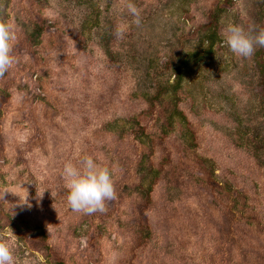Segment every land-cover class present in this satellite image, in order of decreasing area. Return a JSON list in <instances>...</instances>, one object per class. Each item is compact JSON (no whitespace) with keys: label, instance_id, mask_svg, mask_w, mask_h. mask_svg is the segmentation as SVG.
<instances>
[{"label":"rangeland","instance_id":"374dc122","mask_svg":"<svg viewBox=\"0 0 264 264\" xmlns=\"http://www.w3.org/2000/svg\"><path fill=\"white\" fill-rule=\"evenodd\" d=\"M132 2L139 26L129 0H0V241L16 264H264V47L222 38L264 0ZM84 155L113 173L103 213L67 203Z\"/></svg>","mask_w":264,"mask_h":264},{"label":"clouds","instance_id":"9594fccd","mask_svg":"<svg viewBox=\"0 0 264 264\" xmlns=\"http://www.w3.org/2000/svg\"><path fill=\"white\" fill-rule=\"evenodd\" d=\"M127 11L137 26L141 23L140 10L129 0ZM125 28L118 25L117 39H122ZM222 38L229 50L241 58L254 54L256 46L264 47V28L246 29L244 26L228 23L222 30ZM17 39L13 26L0 21V76L17 63L13 54V42ZM62 178L67 190V203L74 212L91 215L105 211V202L115 198L113 173L110 167L102 166L93 156L84 155L79 164L63 162ZM0 264H16L13 248L8 241H0Z\"/></svg>","mask_w":264,"mask_h":264},{"label":"trees","instance_id":"16d2710c","mask_svg":"<svg viewBox=\"0 0 264 264\" xmlns=\"http://www.w3.org/2000/svg\"><path fill=\"white\" fill-rule=\"evenodd\" d=\"M213 25V24H212ZM211 26H209L210 28ZM214 27L215 25H213V30L212 32L214 31ZM209 30V29H208ZM212 32L209 34L208 37H210L212 35V37H214L215 34H212ZM211 47L212 45H210L206 50H204L203 52H196V53H193V54H190L187 58L184 59V65L188 64V63H191V62H194V63H197V62H200L202 61L205 56H207L210 51H211ZM176 76H178L177 73H175Z\"/></svg>","mask_w":264,"mask_h":264}]
</instances>
